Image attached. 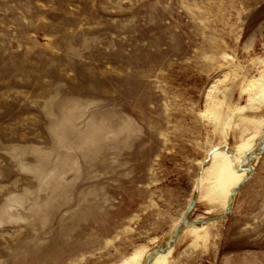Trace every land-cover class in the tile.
Returning a JSON list of instances; mask_svg holds the SVG:
<instances>
[{"label": "rangeland", "instance_id": "374dc122", "mask_svg": "<svg viewBox=\"0 0 264 264\" xmlns=\"http://www.w3.org/2000/svg\"><path fill=\"white\" fill-rule=\"evenodd\" d=\"M260 57L264 0H0V264H264V151L229 212L201 183Z\"/></svg>", "mask_w": 264, "mask_h": 264}, {"label": "bare ground", "instance_id": "6f19581e", "mask_svg": "<svg viewBox=\"0 0 264 264\" xmlns=\"http://www.w3.org/2000/svg\"><path fill=\"white\" fill-rule=\"evenodd\" d=\"M256 62L261 63L263 69L258 78L248 81L247 85L243 88V94L247 97L248 106H231L225 109V104L227 103L226 95H222V92H219L210 99V105L209 107L207 106L208 109L203 114L204 118L212 123L219 120V123L223 124L222 129L224 125L226 130L229 129L233 120L236 118L243 127L242 141L239 145L237 144V147L230 148L222 145L214 153L212 152L210 163H207L208 167L204 169L203 182H201L202 188L205 191V199L212 206L221 207L224 212L231 209L234 194L247 179V177L245 178L247 173H251L252 169L250 168V164L257 159L264 145V118H258L257 115L264 114V59L260 57ZM235 78L237 79V77ZM227 134L228 132L222 130L224 142L228 141ZM247 134H249V137L246 138ZM188 230L196 238V240L193 238V242L199 240L206 242L208 229L205 226L193 227ZM201 243L204 244L203 242ZM172 251L173 249H168L165 252L162 251L153 254L147 252L146 256L145 254H137L132 258L130 264H169L168 262Z\"/></svg>", "mask_w": 264, "mask_h": 264}, {"label": "water", "instance_id": "95a60500", "mask_svg": "<svg viewBox=\"0 0 264 264\" xmlns=\"http://www.w3.org/2000/svg\"><path fill=\"white\" fill-rule=\"evenodd\" d=\"M263 151H264V145H263V147H262V150L260 151V154L259 155H261L262 153H263ZM258 155V156H259ZM251 173H252V171H251ZM247 181V180H246ZM233 201H234V199H233ZM231 208V207H230ZM230 211V210H229ZM229 211H227V212H229ZM186 225H191L192 227H195V223H185ZM170 249V248H169ZM168 249H166V250H164L163 252H165V251H167ZM157 253V252H156Z\"/></svg>", "mask_w": 264, "mask_h": 264}]
</instances>
